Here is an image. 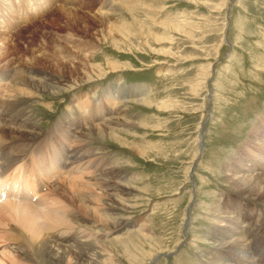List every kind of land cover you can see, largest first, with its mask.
<instances>
[{
    "label": "rangeland",
    "instance_id": "374dc122",
    "mask_svg": "<svg viewBox=\"0 0 264 264\" xmlns=\"http://www.w3.org/2000/svg\"><path fill=\"white\" fill-rule=\"evenodd\" d=\"M105 1L47 0L31 15L32 2L20 10L17 0H0V70L52 75L63 88L14 97L31 106L33 129L42 134L60 119L54 131L65 133L68 116H77L74 101L87 108L79 118L81 177L103 197L93 217L83 199L82 234L89 228L105 237L113 264H205L214 256L216 218L238 210L260 222L262 238L252 241L264 254V197L235 193L236 176L264 173V0H114L112 14ZM53 52L59 67L47 62ZM91 110L113 138L85 129ZM92 254L105 261L101 250Z\"/></svg>",
    "mask_w": 264,
    "mask_h": 264
},
{
    "label": "bare ground",
    "instance_id": "6f19581e",
    "mask_svg": "<svg viewBox=\"0 0 264 264\" xmlns=\"http://www.w3.org/2000/svg\"><path fill=\"white\" fill-rule=\"evenodd\" d=\"M108 1L112 3L114 0L105 1V4L109 8L106 12L112 14L114 9L111 5L109 6ZM17 2L19 5L18 9L20 10L26 6H30L29 4L32 2L33 5L29 7L31 9V15L43 10L48 4L47 0H17ZM63 12L67 15L66 19L69 22H74L76 18H74L75 13L70 11V9H66ZM105 13L102 14L107 16L108 14ZM0 24L2 27L3 22H0ZM57 54L53 52L52 58L50 60L47 59V62H52L54 67H59L63 63L57 58ZM13 69L4 67L0 70V190L5 194V199L0 202V228L3 229L2 234H0V264H14V262L19 264H113V255L110 249H103V239L105 237L103 239L100 238L98 236L99 233L95 229L89 230V228H86L89 231L87 235L82 234V227H84L80 223V212L83 209L82 203L87 200L89 203L87 210L91 216H95L97 210L101 208L98 207L97 209L96 202H101L98 201V196L100 197L102 193L97 194L99 188L96 191L95 188L97 187L94 188L95 184L92 178H87L84 182L81 177L83 175V169L80 164L82 158L80 142L82 140L83 130L80 128L79 118L83 116L80 113L84 107L80 99L74 101L77 108V116L73 120L70 115L68 116V121L66 122L67 131L65 133L54 131L60 125V119H57L47 132L40 134V132H36L38 128L36 130L33 129V127L36 128V120L32 114L31 106L24 107L25 104H17L14 101V97L18 99H29L28 101H30L36 99L38 97L37 94L42 90L57 94L62 92L61 90L63 88L56 81V77L52 75L38 76L32 71L25 74H11ZM110 69L117 70L118 67L111 65ZM107 92L109 93L110 91L107 90ZM121 92L122 90L118 89L115 95L117 93L121 94ZM132 101L134 102V100ZM141 101L139 103H142ZM96 104L98 105L99 103ZM93 111H90L93 118L91 120L92 122L85 128L89 129V134L99 136L105 132L111 137L115 136V131L110 129L107 124H104L102 119L94 118ZM66 116V113L62 115V117ZM93 121L101 122L93 124ZM250 129L252 128L250 127ZM39 136L41 143H34L33 137L37 138ZM69 145H71V149ZM42 148L46 149V151L42 153L38 151L41 157L37 158L34 155L37 159L36 166H38L39 172L37 175H33L30 169L28 170L27 168L29 167V162L27 163L26 158L31 153L34 154L35 150ZM68 160L71 162L68 163V167L65 166L66 172L60 177L59 173ZM245 172L238 176L235 175L237 183L240 184L236 188L235 193L254 194L259 198H263L264 173L253 174V170ZM10 174L14 176L8 182L7 180H9L8 177ZM54 179L60 180L54 184L51 183V186L48 188L49 181H56ZM29 184H32L36 188L35 192L30 188ZM49 191L54 193V198L49 197ZM33 196L36 197L34 202L30 201ZM258 209L261 208L259 207ZM100 213L102 214L103 212ZM241 213L238 210H223L221 213L222 216L216 218L217 223H219V233H216L213 238L214 241L212 242L214 244V256L205 264H263L264 254H260V252H257L258 250L256 251L255 248L257 245L253 246L252 241L255 237H258L255 235L256 232L259 235L261 234L260 222L249 218L253 213H249L248 219L244 218ZM103 218L105 219V217ZM123 224L125 222L120 221L116 225L121 229L124 227ZM104 234L102 235L104 236ZM124 247L126 248V246ZM96 250H101L105 254V261H97V257L92 254Z\"/></svg>",
    "mask_w": 264,
    "mask_h": 264
}]
</instances>
